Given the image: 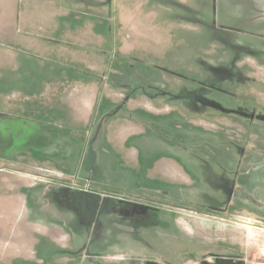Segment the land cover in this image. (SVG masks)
I'll return each mask as SVG.
<instances>
[{
  "label": "rangeland",
  "instance_id": "374dc122",
  "mask_svg": "<svg viewBox=\"0 0 264 264\" xmlns=\"http://www.w3.org/2000/svg\"><path fill=\"white\" fill-rule=\"evenodd\" d=\"M116 2L95 65L0 38V264H264V0Z\"/></svg>",
  "mask_w": 264,
  "mask_h": 264
},
{
  "label": "crops",
  "instance_id": "0c3cea01",
  "mask_svg": "<svg viewBox=\"0 0 264 264\" xmlns=\"http://www.w3.org/2000/svg\"><path fill=\"white\" fill-rule=\"evenodd\" d=\"M131 5H127L130 9L125 10V20H129L125 23V29L130 32L124 35L129 38L124 42L125 48L136 43L132 40L135 36L134 24L138 22L142 30L148 14L143 5L138 10H134ZM116 16V0H0V38L13 39L25 50H32L31 55L35 57L59 56L62 63L71 61L76 66L91 56L95 65V56L100 57L102 54V40L114 38L116 45L117 38L124 37L117 27L113 32L110 29L109 25L116 21ZM140 44L145 47L148 45L142 41ZM46 82V95L54 97H59L60 86L67 85L66 97L80 113L79 119L84 121L85 126L91 124L102 104V82L95 79L86 82ZM40 97H44L43 93ZM127 102L134 103L135 99L130 98ZM104 103L105 106L110 104L107 101ZM143 104L151 107L145 100ZM8 109L11 113L20 112L16 110L17 106Z\"/></svg>",
  "mask_w": 264,
  "mask_h": 264
},
{
  "label": "water",
  "instance_id": "95a60500",
  "mask_svg": "<svg viewBox=\"0 0 264 264\" xmlns=\"http://www.w3.org/2000/svg\"><path fill=\"white\" fill-rule=\"evenodd\" d=\"M245 224L248 225V226H253V224H251V223H246V222H245Z\"/></svg>",
  "mask_w": 264,
  "mask_h": 264
},
{
  "label": "bare ground",
  "instance_id": "6f19581e",
  "mask_svg": "<svg viewBox=\"0 0 264 264\" xmlns=\"http://www.w3.org/2000/svg\"><path fill=\"white\" fill-rule=\"evenodd\" d=\"M246 223H248V222H246Z\"/></svg>",
  "mask_w": 264,
  "mask_h": 264
}]
</instances>
